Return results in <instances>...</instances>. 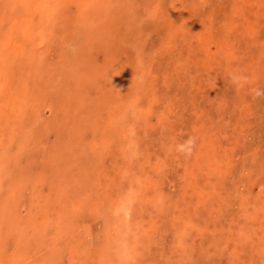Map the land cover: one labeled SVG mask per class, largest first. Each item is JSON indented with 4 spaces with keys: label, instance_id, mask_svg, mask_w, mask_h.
Instances as JSON below:
<instances>
[{
    "label": "rangeland",
    "instance_id": "obj_1",
    "mask_svg": "<svg viewBox=\"0 0 264 264\" xmlns=\"http://www.w3.org/2000/svg\"><path fill=\"white\" fill-rule=\"evenodd\" d=\"M253 89L264 0H0V264H264Z\"/></svg>",
    "mask_w": 264,
    "mask_h": 264
},
{
    "label": "clouds",
    "instance_id": "obj_2",
    "mask_svg": "<svg viewBox=\"0 0 264 264\" xmlns=\"http://www.w3.org/2000/svg\"><path fill=\"white\" fill-rule=\"evenodd\" d=\"M253 92L255 96L257 97L264 95V92H261L259 89H253ZM194 144H195V139L192 137H189L188 140L177 145L176 150L182 154L191 155Z\"/></svg>",
    "mask_w": 264,
    "mask_h": 264
}]
</instances>
